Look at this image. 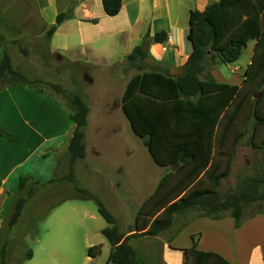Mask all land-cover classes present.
<instances>
[{
  "label": "rangeland",
  "instance_id": "obj_1",
  "mask_svg": "<svg viewBox=\"0 0 264 264\" xmlns=\"http://www.w3.org/2000/svg\"><path fill=\"white\" fill-rule=\"evenodd\" d=\"M37 3V0H0V55L3 51L8 52L14 69L21 72L33 86L55 97L66 108L72 107L70 99L74 95L85 101L90 124L93 125L88 128L90 132L85 145L87 144L88 156L93 161L85 164L80 160L74 164L73 183L63 177L67 173L69 160L65 151L64 155L58 157L54 171L53 167L49 170V166L46 172L35 175L40 183L29 185L32 187V195L25 202L18 220L11 226H6L4 221L10 212V198L6 213L0 218L3 221L0 222V264H61L59 258L66 255L57 257L51 254L53 233L65 227L67 231L73 228L71 219L77 216L76 211L81 213L82 205L95 213L102 223L105 222L96 214L93 199H83L76 195L75 183L86 189L91 184L104 204L108 201L98 180L107 182L106 187L107 184L114 185L125 203H116L115 210L119 228L125 229L131 222L138 203L150 192L152 186H156L165 173L178 166V163L167 166L156 164L141 138L132 133L120 108L123 91L132 76L148 70L168 74V68L154 65L147 58L146 65L141 70L127 63L125 50L130 49L133 44H140L145 30L137 31L136 35L134 32H110L104 37V31H98L92 24H76L77 21L73 20L56 28L49 39L46 31L56 20L53 9L55 5L41 10L40 15ZM138 32L144 33V36L141 38ZM253 44V39L248 40L238 59L232 63L216 59L215 65L204 70L200 77L212 75L217 81L240 83L244 69L250 62ZM261 77H264V73ZM262 92L263 96L257 106L264 111L263 86L247 89L245 101L239 104L224 140L220 167L212 173L217 177L216 200L229 207L223 211L226 215L234 202L240 206L242 216L246 218L264 211V147L261 144L264 126L255 123L252 113L255 99H259ZM0 128L11 133L2 126ZM2 137L11 139L0 134V138ZM43 147L44 145L41 148ZM123 148L132 152L130 167L123 159ZM48 157H51L50 154L44 155L42 161ZM117 160L119 161L116 162ZM46 164H49L48 159ZM125 164L129 167L127 173ZM92 168L100 177L92 174ZM13 176L14 174L10 176L7 184H10ZM73 206L76 207L75 210ZM201 207L202 205L188 206L175 213L171 225L159 236L167 238L184 222L202 212ZM60 216L69 217L70 224ZM130 227L132 226H128ZM153 239L157 244L141 243V248H158V242H161ZM137 242L138 239L133 243L138 244ZM139 245L133 244L135 248ZM28 248L32 250V256L26 259L24 255ZM69 248L67 263L81 264L84 249L79 248L76 239L69 241ZM106 257L107 246L100 251L97 259L104 262Z\"/></svg>",
  "mask_w": 264,
  "mask_h": 264
},
{
  "label": "trees",
  "instance_id": "obj_2",
  "mask_svg": "<svg viewBox=\"0 0 264 264\" xmlns=\"http://www.w3.org/2000/svg\"><path fill=\"white\" fill-rule=\"evenodd\" d=\"M101 3L107 15L117 14L121 7V0H101ZM67 17L64 12L56 16L46 31L48 38ZM187 36L192 51L181 74L171 76L158 70L142 71L131 77L121 97L123 113L154 162L160 166L178 163L176 169L160 178L142 201L134 218L133 231L127 235L121 232L117 218L94 193L76 183L74 186L80 198L95 201L99 214L109 223L102 233L111 244L108 261L114 264H144L129 239L159 235L171 225L174 214L185 207L202 205V212L194 217L212 218L223 217L226 215L223 211L229 208L216 200L217 177L212 173L220 167L224 140L239 104L245 101L247 89L253 86L264 89V77H261L264 73V0H215L202 10L192 9ZM164 38V31L156 32L152 38L145 35L126 55L127 63L143 69L151 39L162 42ZM250 39L254 40L252 54L240 83L217 81L212 75L200 77L204 70L215 65L216 59L223 63L236 61ZM13 84L35 87L12 67L8 52L3 51L0 88ZM262 96L263 92L255 99L252 113L255 123L264 126V111L257 106ZM70 101L69 114L75 127L67 145L69 160L63 177L74 183V164L86 152L84 127L88 106L78 95L72 96ZM0 134L14 138L12 133L1 128ZM261 144L264 147V138ZM37 183L30 177L19 178L4 221L6 226L18 220L32 195L29 185ZM228 215L234 217L237 226L245 218L236 202L232 203ZM198 237L199 233L193 234L191 245L183 248L184 264H231L217 252L197 249ZM100 250L101 244L97 243L88 247L87 252L95 256ZM31 256L32 250L28 248L24 258Z\"/></svg>",
  "mask_w": 264,
  "mask_h": 264
},
{
  "label": "crops",
  "instance_id": "obj_3",
  "mask_svg": "<svg viewBox=\"0 0 264 264\" xmlns=\"http://www.w3.org/2000/svg\"><path fill=\"white\" fill-rule=\"evenodd\" d=\"M37 1L40 15L42 14L41 10L53 4L56 16L62 12L67 13L68 17L57 26V29L61 25L65 26L76 20V24H92L98 31H104V37L110 32L120 31L129 34L134 32L136 35L137 31L145 30V34H143L152 38L156 32L164 31L165 38L162 42L151 39L146 58L154 65L168 68V74L175 76L183 72L182 66L192 51V44L187 36L190 11L192 9L202 10L215 0H121L120 10L115 15H107L104 12L101 0H43L42 3L40 0ZM89 30L92 29L89 28ZM142 32H138L141 38L144 36ZM87 41L90 43V40ZM135 45L137 44H133L130 49L125 50V55L129 54ZM126 120L131 128L129 120L127 118ZM1 126L10 130L14 138L10 140L0 138V218L6 213L5 209L9 207V200L18 189L20 177L37 180L35 175L46 172L49 166V170L53 167L54 171L58 157L64 155L65 151L67 153V145L75 123L70 118L69 109L49 93L36 87L13 84L0 88ZM89 127H93V125L90 124L88 114L84 127L85 141L90 132ZM131 131L137 136L132 128ZM42 145H44L43 148H41ZM48 154L51 157L47 158L49 164H46L47 159L42 161V158ZM123 159L126 161L125 163L130 164V159H132L130 149L126 151L123 148ZM80 160L85 164L93 161L88 156L87 144L85 156L78 159L75 165ZM125 166L127 173L131 164L128 168L127 164ZM93 169L92 174L100 177L98 172ZM12 174L14 176L11 177L10 184H7ZM98 182L106 193L104 195L108 202L105 203V206L118 218L115 212L116 203L122 202L125 205L121 194L114 185L107 184L108 187H106L107 182H101L100 179ZM13 186L14 188H12ZM92 187L91 184H88L87 188L95 194ZM154 188L155 186H152L150 192L138 203L133 218L125 226V229L119 228L125 235L133 231L135 215L142 201ZM73 208L76 209L74 206ZM80 212L76 211L77 216L71 219L73 228L67 231L65 227L53 233L54 240L50 246L51 254L57 255V257L66 255L65 257L61 256L59 261L61 264H68L66 257L70 249L69 241L76 239L79 248L84 249L81 264H114L108 261L111 244L102 233V229L109 226V223L99 214L97 205L96 214H99L106 223H102L97 215L88 210L85 205L81 206ZM60 218L70 224L69 217L60 216ZM128 226L132 227L128 228ZM59 232H61L60 236ZM196 233H199L196 242L197 249L217 252L231 264H264V211L245 217L238 226L231 215L220 218L197 216L184 222L165 238L166 240L159 235H142L131 237L129 243L132 246L140 244L136 248L133 247L142 257L144 264H184L183 248L191 245L192 235ZM153 238L161 242H158V248H141V243L154 242L157 244ZM137 239L140 243H133ZM97 243L101 244L100 251L107 246V257L104 262L97 259L100 252L95 256H91L87 252L88 247Z\"/></svg>",
  "mask_w": 264,
  "mask_h": 264
},
{
  "label": "water",
  "instance_id": "obj_4",
  "mask_svg": "<svg viewBox=\"0 0 264 264\" xmlns=\"http://www.w3.org/2000/svg\"><path fill=\"white\" fill-rule=\"evenodd\" d=\"M174 165H175V164H174ZM174 165H173V166H174Z\"/></svg>",
  "mask_w": 264,
  "mask_h": 264
}]
</instances>
